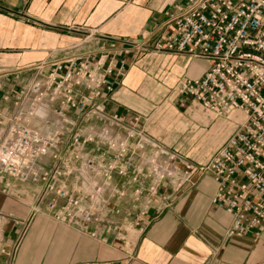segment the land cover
<instances>
[{"label": "crops", "instance_id": "crops-1", "mask_svg": "<svg viewBox=\"0 0 264 264\" xmlns=\"http://www.w3.org/2000/svg\"><path fill=\"white\" fill-rule=\"evenodd\" d=\"M185 1L0 0V122L12 112L17 91L33 79L37 66L41 65L45 73L55 62L85 60L92 66L100 59L104 67L112 66L101 89L102 105L106 116L118 119L119 126L109 127L96 119L85 122L70 111L67 115L75 126L104 129L119 138L133 132L132 143H137L138 149L126 158L145 172L137 186L129 177L114 175L98 204L101 212L95 214L97 220L87 224L84 234L42 212L45 201L36 203L40 183L0 176V213L5 222L0 264H264V227L256 237L229 235L232 219L214 206L216 187L210 176L185 184L167 207V202H154L147 194L152 178L146 172L145 158L158 147L154 144L165 147L162 143L168 136H173L172 143L181 139L176 149L181 158H177L197 166L205 160L198 162L190 156L211 154L224 144L234 126L224 120L210 128V116L177 92L181 81L203 76L209 62L181 53L133 47L151 48L162 41L172 32L168 14ZM161 102L166 103V110H172L174 123L158 121L156 109L162 107ZM180 110L197 119L193 127L188 129L186 120H178ZM229 118L237 123L243 120L240 113ZM31 126L40 135L54 129L43 120ZM208 128L211 133L204 134ZM100 148L95 154L102 153L111 160L106 148ZM94 150L93 144L86 146V152ZM53 166L45 156L35 171L39 175ZM59 169L66 170L61 165ZM73 175L66 179L68 187ZM135 187L141 190L136 202ZM158 189L170 192L167 182ZM113 190L122 192L123 197L112 196ZM26 199L30 200L25 205L29 211L20 218L19 202ZM145 201H150L147 208ZM139 213L142 220L137 223Z\"/></svg>", "mask_w": 264, "mask_h": 264}, {"label": "built area", "instance_id": "built-area-1", "mask_svg": "<svg viewBox=\"0 0 264 264\" xmlns=\"http://www.w3.org/2000/svg\"><path fill=\"white\" fill-rule=\"evenodd\" d=\"M185 2L168 14L172 32L162 41L151 48L133 47L209 62L203 76L178 84V94L215 116L239 112L244 120L204 165L194 166L154 149L145 158L146 172L152 178L147 194L154 202H167V207L185 184L210 176L216 187L214 206L232 219L228 234L256 237L264 227V0ZM41 67L17 91L12 112L0 122V176L40 183L36 203L45 201V212L53 221L84 234L87 224L97 220L98 204L114 175L129 177L136 186L145 176L141 166L126 158L137 151L138 144L132 143L135 134L131 131L119 138L104 129L75 126L67 115L70 111L85 122L96 119L109 127L119 126L118 119L106 116L102 105L101 89L112 71L110 64L104 67L100 59L92 66L85 60H68L55 62L45 73ZM38 120L53 126V132L38 134L31 126ZM91 144L95 150L88 153L86 146ZM100 146L112 155L111 160L95 154ZM45 156L54 166L38 175L35 166ZM68 161L73 164H66ZM60 165L66 170L61 171ZM73 173L68 187L66 179ZM164 182L170 186L169 194L159 192ZM112 193L123 197L122 192ZM140 196L141 190L135 187L134 201ZM149 202L145 201V208ZM141 214L135 217L137 223ZM4 223L0 213V242Z\"/></svg>", "mask_w": 264, "mask_h": 264}, {"label": "rangeland", "instance_id": "rangeland-1", "mask_svg": "<svg viewBox=\"0 0 264 264\" xmlns=\"http://www.w3.org/2000/svg\"><path fill=\"white\" fill-rule=\"evenodd\" d=\"M195 103V105H194V107L195 108H197V109H199V110H201V111H203V112H205V113H207V115H209L210 116V119H212L213 120V123L211 124V125H213V127L212 126H210V128H214L215 126H216V124H218L219 122H221V121H224V120H228V121H230V122H232V124H234V126H233V131H231L230 133H228V135L226 136V138L229 136V135H231V134H233L234 132H236L237 131V128H238V126H239V123H237V122H233L232 120H230V114H232V113H230V114H228V115H225L224 117H219V116H215L213 113H211V112H208V111H206L205 109H203L198 103H196V102H194ZM158 106V105H157ZM161 106L162 107H160V108H157L156 109V111H157V113H159V122H160V120L162 121V122H168L169 120H171L173 123L175 122L174 120V117H172V114H171V112H172V110L170 109V110H166L165 109V107H167L166 106V103L165 102H161ZM193 107V108H194ZM40 111L41 110H39L38 111V114H40ZM156 111H154V112H156ZM187 111V110H186ZM186 111H184V110H180V112L179 113H177V117H178V120H180V121H182V120H186V122H187V128L189 129L190 127H193L194 126V123H193V121L195 120V118L193 119L189 114H187V112ZM41 113H43V112H41ZM236 114V113H235ZM41 115V114H40ZM169 115H171L170 117H169ZM167 119V120H166ZM210 119H208L209 121H210ZM197 120V119H196ZM195 120V121H196ZM157 121V122H158ZM206 122V121H205ZM210 128H208V129H206L207 131H205V133L204 134H210L211 133V131L212 130H210ZM191 133V132H190ZM190 133H188V135L187 134H183L182 135V137H184V135H187L188 136V138H190V136L189 135H191ZM171 134L172 135H174V134H177V133H175V132H171ZM173 136H168V139H165L164 141H163V145H165V147L164 146H161V145H158V144H154L155 146H158V147H156L155 149H159V150H162V151H164L165 153H169V154H173L174 156H177V157H179V158H181V155L179 154V153H177L176 152V149H178L177 148V146H178V144L180 143V140L178 141V142H175V143H172L173 142V140L171 139ZM181 137V138H182ZM225 138V139H226ZM225 139H224V141H225ZM223 141V142H224ZM222 142V143H223ZM194 147H195V144H194ZM220 146H217L214 150H213V152H211V154H208V156H205L204 155V158H201V156L203 157V154H197V156L196 155H194V156H190V158L191 159H193V160H195V161H197L198 160V162L199 161H201L202 162V160L204 161L203 163H198L199 165H204V164H207L211 159V156H212V154L219 148ZM206 152V151H205ZM183 156V155H182ZM184 157V156H183ZM185 158V157H184ZM186 159V158H185ZM190 162V161H189ZM30 203V200H28V199H26V200H20V202H19V213H21V216L20 215H18L20 218L22 217H25L26 216V214H27V212L29 211L28 210V208H29V206H25L26 204H29ZM42 212H44L49 218H50V215H48L45 211H42ZM29 219V218H28ZM128 228V227H127ZM126 228V229H127Z\"/></svg>", "mask_w": 264, "mask_h": 264}, {"label": "bare ground", "instance_id": "bare-ground-1", "mask_svg": "<svg viewBox=\"0 0 264 264\" xmlns=\"http://www.w3.org/2000/svg\"><path fill=\"white\" fill-rule=\"evenodd\" d=\"M235 113H236V112H235ZM238 113H239V112H238ZM240 114H241V113H240ZM241 115H242V114H241ZM242 116H243V120H244V115H242ZM243 120H242V121H243ZM242 121H241V122H242ZM241 122H240V123H241Z\"/></svg>", "mask_w": 264, "mask_h": 264}]
</instances>
